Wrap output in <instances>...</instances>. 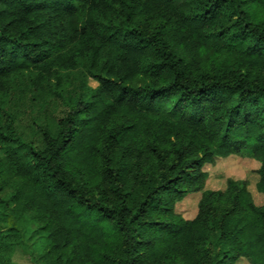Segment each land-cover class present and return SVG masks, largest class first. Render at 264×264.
<instances>
[{
  "label": "trees",
  "instance_id": "obj_1",
  "mask_svg": "<svg viewBox=\"0 0 264 264\" xmlns=\"http://www.w3.org/2000/svg\"><path fill=\"white\" fill-rule=\"evenodd\" d=\"M89 79L98 82L96 87ZM264 0H0V264H264Z\"/></svg>",
  "mask_w": 264,
  "mask_h": 264
},
{
  "label": "rangeland",
  "instance_id": "obj_2",
  "mask_svg": "<svg viewBox=\"0 0 264 264\" xmlns=\"http://www.w3.org/2000/svg\"><path fill=\"white\" fill-rule=\"evenodd\" d=\"M89 84L93 87L98 85L94 79H89ZM260 162L256 160L250 152L243 151L241 154L231 155L227 158L216 157L213 163H207L203 169L208 172V178L203 189L187 194L176 205V212L182 214L187 219H192L197 214L198 203L206 190H225L228 179L244 180L252 194L255 203L264 205V195L257 190L259 175L257 170ZM34 254L30 246L22 245L16 248L12 257L13 264H36ZM236 264H249L246 259H238Z\"/></svg>",
  "mask_w": 264,
  "mask_h": 264
}]
</instances>
